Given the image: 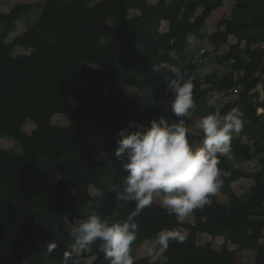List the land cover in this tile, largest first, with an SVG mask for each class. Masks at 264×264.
I'll return each mask as SVG.
<instances>
[{"label":"trees","instance_id":"obj_1","mask_svg":"<svg viewBox=\"0 0 264 264\" xmlns=\"http://www.w3.org/2000/svg\"><path fill=\"white\" fill-rule=\"evenodd\" d=\"M225 1L42 0L41 18L12 41H8L10 33L22 15L33 14L34 4L18 3L0 13V140L9 136L23 147V152L0 147V227L18 231L13 240L0 237V264H21L22 258H28V264H63L64 253L71 250L70 230L75 222L91 215L109 224L127 219L135 201L117 199L128 174L122 166L126 157L116 156L119 132L137 131L144 124L147 129L153 119L164 118L169 124L185 119L171 109L175 93L167 85L177 78L174 69L184 80L192 78L190 113L204 117L219 112L222 118L238 107L243 121L251 124L244 134H232V159L220 157L218 168L225 173L219 177L223 183L234 177L253 179V195L235 206L213 200L192 212L193 222L182 223L168 214L159 197L154 198L132 221L138 225L131 246L134 264H160L159 257L136 258L133 250L145 241H156L163 230L179 228L187 231L185 241H170L163 253L167 264H258L237 261L238 251L243 250L264 257V212L259 211L264 208V111H260L264 110L260 89L264 85V0H240L238 6L253 12L250 19H236L232 14L219 21L216 31L205 33L208 18ZM163 22L169 25L164 31ZM83 29L88 39L81 48L78 36ZM190 34L209 41L213 59L226 69L224 74L201 70L203 60L191 54ZM102 39H109V44ZM223 46L228 51L221 54ZM164 52L173 53L172 68L163 59ZM79 64L97 68L88 75ZM82 82L91 85L83 95H73L70 91L80 89ZM123 87L136 88L141 98L125 95L129 105L115 115L109 106L112 99L120 98L117 92H124ZM220 94L231 99L204 113L209 99ZM28 109L68 114L73 120L59 125L35 119L25 112ZM28 123L35 124L31 132L24 129ZM103 132L107 140L98 148L93 136ZM203 138V133L188 130L192 147ZM100 150L108 154L103 160L96 159ZM255 159L261 169L241 168ZM54 170L60 173L55 193L49 180ZM92 187L97 196L91 193ZM201 233L225 238L224 251H217L213 241L200 243ZM48 242L57 243L50 254L41 246ZM102 243L97 240L80 253L73 252L67 264H109L100 251Z\"/></svg>","mask_w":264,"mask_h":264},{"label":"clouds","instance_id":"obj_2","mask_svg":"<svg viewBox=\"0 0 264 264\" xmlns=\"http://www.w3.org/2000/svg\"><path fill=\"white\" fill-rule=\"evenodd\" d=\"M174 71L177 78L170 79L167 85L175 93L171 109L177 117L188 116L194 107V84L192 78L184 80L179 69ZM243 126V113L238 107L222 118L219 112L208 114L198 122L204 139L202 146L195 149L189 142L184 120L169 124L164 118L153 119L147 129L143 125L133 132L122 129L116 156L126 157L122 166L128 174L124 192L117 199L135 201V208L123 222L109 224L98 215L75 222L70 230L73 243L71 250L64 253L63 264L73 252H81L97 240L103 242L100 251L109 264H134L131 246L138 229L132 222L134 217L151 206L154 197L160 198L161 206L169 215H175L178 223L208 204L210 195L216 194L223 184L219 179L225 175L218 168L220 157L232 159V134L239 133ZM170 241L183 243L185 236L175 229L163 230L156 239L158 247L148 249L149 256L159 257L160 264H167L163 253ZM56 248L57 243L48 242L46 251L50 254ZM21 264H28V258H22Z\"/></svg>","mask_w":264,"mask_h":264},{"label":"rangeland","instance_id":"obj_3","mask_svg":"<svg viewBox=\"0 0 264 264\" xmlns=\"http://www.w3.org/2000/svg\"><path fill=\"white\" fill-rule=\"evenodd\" d=\"M42 0H0V13L2 12H9L13 6H15L18 3H32L34 4V12L33 14L29 17L28 15H22L19 20H18V26L17 28L12 31L8 37V41H12L15 39L16 36L24 33L29 25L35 23L38 19L41 18L42 12L40 11L43 6L41 5ZM99 0H94V3H96ZM153 3H157L159 0H151ZM7 3V4H3ZM240 3V0H226L225 4L223 7L215 10L212 15L208 18L206 27L204 28L205 33H213L214 31L217 30V25L219 21L228 16L236 19H241V20H248L250 17L253 15V12L248 9L246 6H238ZM238 6V7H237ZM201 10L199 11V13ZM167 22H163L162 25V30L164 31L168 27ZM183 29L180 30L179 33L175 34V40L174 43L177 39H179V34L182 32ZM87 39H88V31L86 29L81 30L79 32L78 40L80 43V47L84 48L87 45ZM190 39V50L191 54L194 55V57L198 59H202V71L204 73H213V72H218L219 74H224L226 72V69L224 66H220L217 64V62L213 59V46L209 43L208 40H201L196 37L195 34H190L189 35ZM250 40V35L246 37V40L244 44H246ZM110 40L109 39H102V43L104 45L109 44ZM178 43V41H176ZM175 43V44H176ZM203 49L208 53H206L203 56ZM228 51V46H223L220 50L219 53L224 54ZM20 53L23 52V50L19 51ZM26 52V51H25ZM30 52V51H27ZM163 59L168 63V65L172 68L176 64V61L174 59L173 53L172 52H164L162 53ZM79 67L85 71L88 75H92L95 73L96 67L93 68H88L85 66H82L79 64ZM91 85L90 82H82L80 84V89L78 90H72L70 91L73 93L75 96H81L83 93L88 89V87ZM261 91L263 92V97H264V85L260 88ZM122 93L117 92L118 94H121L119 99H112L111 104H110V111L115 114H122L123 111L126 109V107L129 105V101L125 98V95H129L133 98L139 99L141 98V93L136 88L133 87H123ZM231 99V96L228 94H220L217 97L209 99V102L206 104V110L204 113H209L211 108L215 105H223L226 103L228 100ZM76 105H79L77 100H75ZM261 111V110H260ZM28 114L32 115L35 119H50L53 123L59 124V125H67L73 120L72 115L68 114H61V113H56V114H51V112L44 111L41 109H28L25 110ZM205 115V114H204ZM203 117V114L200 113H190L186 119H185V127L193 132V133H203V130L198 127V122L200 119ZM223 124V121L221 122ZM146 124L143 125V128L145 129ZM249 122H244V126L240 133L244 134L248 128L250 127ZM26 131L31 132L35 129V124L33 123H28L26 124L25 128ZM204 139V138H203ZM203 139L201 141L196 142L193 145V148H199L202 146ZM107 140V134L106 133H98L95 136H93V141L96 144L98 148H101L105 141ZM0 147L12 151V152H23V147L19 143L18 140L9 137V136H3L0 140ZM108 154L102 150H100L96 158L98 160H102L106 158ZM242 169L245 170H256V169H261V165L259 161L252 160L251 162H246L244 164L240 165ZM49 180H50V188L52 192L57 191V186L60 180V173L57 170H54L50 173L49 175ZM255 181L253 179H246L243 177H234L227 181L226 183H223L219 191L214 194L210 195L209 197V202L213 200H218L222 202H226L228 204L236 205L239 202H248L252 195V186L254 185ZM91 193L94 196H97L99 192L97 191L96 188L92 187L91 188ZM156 200H159L158 197H154ZM260 212H264V208L259 209ZM186 221L193 222L194 221V214L191 213L189 216L185 218ZM67 227L70 228L71 224L68 222ZM177 231L181 232L184 236L187 234V231L183 228H179ZM17 229L11 226H2L0 227V237L1 238H6V239H14L17 236ZM199 241L200 243H206L209 241L214 242V247L217 251L223 252L224 251V245L226 243V239L223 237H218L214 239L208 234L201 233L199 235ZM228 243V242H227ZM42 248L46 251L47 245L42 244ZM156 246V241H145L144 243L138 245L134 250L133 253L136 256V258H142L146 255H148V249L151 247ZM228 247L232 250L236 249L235 245H232L228 243ZM80 253V252H79ZM93 258H91L92 260ZM256 261L258 264H264V257L262 255H256L250 250H243V251H238L237 253V261L239 262H247V261Z\"/></svg>","mask_w":264,"mask_h":264},{"label":"crops","instance_id":"obj_4","mask_svg":"<svg viewBox=\"0 0 264 264\" xmlns=\"http://www.w3.org/2000/svg\"><path fill=\"white\" fill-rule=\"evenodd\" d=\"M246 21V20H245ZM204 50V49H203ZM205 51V50H204ZM110 108V107H109ZM115 115H119V114H117V113H115ZM121 115V114H120ZM186 117L187 116H185V119H186ZM185 119H184V122H185ZM145 126H147V124L145 125ZM97 155V154H96ZM97 159V158H96ZM98 160V159H97ZM103 160V159H102Z\"/></svg>","mask_w":264,"mask_h":264},{"label":"built area","instance_id":"obj_5","mask_svg":"<svg viewBox=\"0 0 264 264\" xmlns=\"http://www.w3.org/2000/svg\"><path fill=\"white\" fill-rule=\"evenodd\" d=\"M203 52H204V50H203ZM261 111H264L263 109H261Z\"/></svg>","mask_w":264,"mask_h":264}]
</instances>
